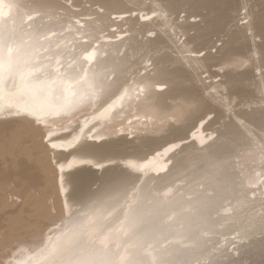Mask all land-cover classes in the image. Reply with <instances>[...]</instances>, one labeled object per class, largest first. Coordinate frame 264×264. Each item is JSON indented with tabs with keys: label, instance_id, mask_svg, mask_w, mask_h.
<instances>
[{
	"label": "bare ground",
	"instance_id": "1",
	"mask_svg": "<svg viewBox=\"0 0 264 264\" xmlns=\"http://www.w3.org/2000/svg\"><path fill=\"white\" fill-rule=\"evenodd\" d=\"M8 48L0 170L27 158L38 175L11 200L28 233L1 264H234L262 240L264 0H0ZM242 86L259 98L236 110ZM141 208L155 236L135 260Z\"/></svg>",
	"mask_w": 264,
	"mask_h": 264
},
{
	"label": "rangeland",
	"instance_id": "2",
	"mask_svg": "<svg viewBox=\"0 0 264 264\" xmlns=\"http://www.w3.org/2000/svg\"><path fill=\"white\" fill-rule=\"evenodd\" d=\"M64 2V0H61ZM243 10H240L242 12ZM58 12H61V10H58ZM184 14H186L185 11H180L178 15L181 17ZM241 17V16H240ZM220 42V41H219ZM217 42V44H219ZM214 50V48L212 49ZM203 53V52H202ZM216 67H213L212 69H215ZM254 72L258 73V70H254ZM207 74H203L202 76H206ZM220 78L219 76L216 77L214 80ZM243 87V86H242ZM241 92L235 95L236 97L232 96L231 101L233 100V108L234 109H240L243 107L242 101L259 98V95L257 96L255 91L253 90L252 86H245L242 88ZM250 88V89H247ZM244 94V95H243ZM246 94V96H245ZM249 95V96H248ZM241 96V97H239ZM245 96V97H244ZM257 96V97H256ZM235 99H234V98ZM248 97V98H247ZM246 106V104H245ZM240 107V108H239ZM213 113H211L209 116L212 117ZM15 129H14V128ZM16 125L12 124L11 129L4 130L3 134L0 139H3L6 142L11 141L12 138L16 136L15 132L17 131ZM8 131V133H6ZM259 133V131H257ZM256 132V133H257ZM257 133V134H258ZM257 136V135H256ZM238 148V147H237ZM240 148V147H239ZM4 152L3 150H0V153ZM8 157V156H7ZM9 163H12L11 160L8 161ZM33 162L30 159H22L21 165H13V166H7L3 164L1 170H0V195L5 193L11 203V206H7L3 208L2 211H0V245L2 242L4 243L2 247L0 248V255L4 256L7 254L10 246L14 245V242L16 239L25 238L24 236L28 233L27 227L21 226V223L16 224V219L19 218V216H30L29 211H24L22 213L15 212L13 214L10 213L11 209H16L17 206L15 203L11 202L12 199H15L22 188V186L26 183L28 186H32L35 184V181L33 180L35 178V175H38V172L34 171L33 168ZM31 177V178H29ZM30 184V185H29ZM12 196V197H11ZM51 200L50 198L48 199ZM48 201V202H49ZM4 216V217H3ZM3 217V218H2ZM7 218V219H6ZM14 220V221H13ZM15 225L12 227L11 223H14ZM46 225L43 227V231L46 232L47 230ZM46 230V231H45ZM258 238H262L261 241H256L252 246L243 248V252H235L233 254V258H235L234 264H264V231L256 235ZM257 243V244H256ZM235 246V244H231L229 246V252L232 251V248ZM238 254V255H237ZM241 258V259H240ZM228 256L224 257L223 260L228 261ZM2 263V258H0V264Z\"/></svg>",
	"mask_w": 264,
	"mask_h": 264
},
{
	"label": "snow or ice",
	"instance_id": "3",
	"mask_svg": "<svg viewBox=\"0 0 264 264\" xmlns=\"http://www.w3.org/2000/svg\"><path fill=\"white\" fill-rule=\"evenodd\" d=\"M19 55V53H18ZM15 66V58L13 57V49L8 48L7 49V55H4L2 52H0V70L7 68L9 71H12ZM22 77H34V73L31 69H29L26 72L21 73ZM71 87V85H69ZM69 264H73V262L69 261ZM78 264H90L87 260H81L78 262Z\"/></svg>",
	"mask_w": 264,
	"mask_h": 264
}]
</instances>
